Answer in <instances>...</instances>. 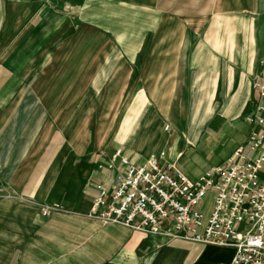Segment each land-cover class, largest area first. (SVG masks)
I'll return each instance as SVG.
<instances>
[{
	"label": "crops",
	"instance_id": "crops-1",
	"mask_svg": "<svg viewBox=\"0 0 264 264\" xmlns=\"http://www.w3.org/2000/svg\"><path fill=\"white\" fill-rule=\"evenodd\" d=\"M46 1L0 0V264H225L231 246L90 211L125 171L117 148L163 151L192 181L247 149L263 128L258 0Z\"/></svg>",
	"mask_w": 264,
	"mask_h": 264
},
{
	"label": "built area",
	"instance_id": "built-area-1",
	"mask_svg": "<svg viewBox=\"0 0 264 264\" xmlns=\"http://www.w3.org/2000/svg\"><path fill=\"white\" fill-rule=\"evenodd\" d=\"M252 84L264 97V65ZM255 120L263 128L249 131L247 149L239 145L193 181L162 161L163 151L134 163L117 148L113 160L118 158L125 171L110 190L97 185L91 214L102 223L156 234L170 235V224L173 236L231 246L225 264H264V114ZM207 194L211 207L205 216L198 205L206 203Z\"/></svg>",
	"mask_w": 264,
	"mask_h": 264
},
{
	"label": "rangeland",
	"instance_id": "rangeland-1",
	"mask_svg": "<svg viewBox=\"0 0 264 264\" xmlns=\"http://www.w3.org/2000/svg\"><path fill=\"white\" fill-rule=\"evenodd\" d=\"M45 3H49L50 5H53L54 3H56V4H58V5H63L64 3L63 2H60V1H58V0H48V1H46ZM163 8V7H162ZM258 8L259 9H261V10H259V12L260 11H264V0H258ZM262 15H264V12H262V14L260 15V13L258 14V18H259V20H258V27L260 28L261 26H262V28H263V23H264V21H261L260 20V18L262 17ZM262 61H263V63H264V57H262V59H261ZM262 63V64H263ZM264 65V64H263ZM6 84V82L5 81H0V88H3L4 87V85ZM105 117V115L104 114H101L100 115V119H102L101 121H98V125H101V122L103 121V118ZM161 125H162V127H164V125H165V123L164 122H162L161 123ZM77 132H82L81 130H79V131H77ZM129 132L130 133H132L130 130H129ZM69 133H71V132H66V134H68V135H70ZM87 133H88V131H85L83 134H85L84 136H86L87 135ZM96 133H97V137H98V139L99 140H102L103 138H105V133H107V131H105L104 129H100V128H98L97 130H96ZM80 136H82V134L80 135ZM98 147H100V148H104L103 146H98ZM36 149H39V147H36ZM163 150V149H162ZM34 152H36V151H34ZM159 153V152H158ZM100 184H102V183H99L98 182V184L97 185H100ZM210 197H211V195L210 194H207V196H206V203L204 204V203H200L198 206L199 207H201L203 210H204V215L206 216L207 214H208V212H209V210H210V207H211V199H210Z\"/></svg>",
	"mask_w": 264,
	"mask_h": 264
}]
</instances>
